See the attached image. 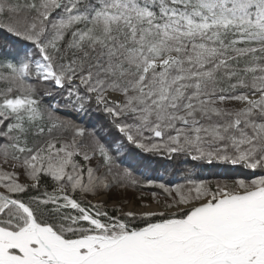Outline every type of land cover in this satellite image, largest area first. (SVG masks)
Returning <instances> with one entry per match:
<instances>
[{"label":"snow or ice","instance_id":"6c2138e0","mask_svg":"<svg viewBox=\"0 0 264 264\" xmlns=\"http://www.w3.org/2000/svg\"><path fill=\"white\" fill-rule=\"evenodd\" d=\"M0 264H264V0H0Z\"/></svg>","mask_w":264,"mask_h":264},{"label":"rangeland","instance_id":"374dc122","mask_svg":"<svg viewBox=\"0 0 264 264\" xmlns=\"http://www.w3.org/2000/svg\"><path fill=\"white\" fill-rule=\"evenodd\" d=\"M112 201L110 200L109 203H111Z\"/></svg>","mask_w":264,"mask_h":264},{"label":"trees","instance_id":"16d2710c","mask_svg":"<svg viewBox=\"0 0 264 264\" xmlns=\"http://www.w3.org/2000/svg\"><path fill=\"white\" fill-rule=\"evenodd\" d=\"M228 178H232V177H228Z\"/></svg>","mask_w":264,"mask_h":264}]
</instances>
